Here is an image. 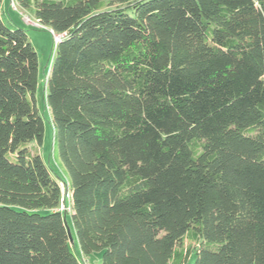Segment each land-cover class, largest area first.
<instances>
[{
    "label": "trees",
    "instance_id": "trees-1",
    "mask_svg": "<svg viewBox=\"0 0 264 264\" xmlns=\"http://www.w3.org/2000/svg\"><path fill=\"white\" fill-rule=\"evenodd\" d=\"M18 3L63 36L55 165L38 53L0 0V264H264V0Z\"/></svg>",
    "mask_w": 264,
    "mask_h": 264
},
{
    "label": "rangeland",
    "instance_id": "rangeland-1",
    "mask_svg": "<svg viewBox=\"0 0 264 264\" xmlns=\"http://www.w3.org/2000/svg\"><path fill=\"white\" fill-rule=\"evenodd\" d=\"M4 10L5 12L7 11L5 14H7L8 18H10L8 16V13H10V15L13 16L12 18L14 20L19 21L18 26L27 31L30 42L35 47L38 53L41 81L38 87L37 95L39 101L41 102L43 111L45 112L44 116L46 121L43 145L40 147V154L47 165L54 167L55 159L52 154L53 146H54V129L49 121V111L46 102L45 91H46L47 77L50 72V67L55 55V49H56L55 35L47 27L36 28L32 24H28L25 21V17H30L33 20H35V18L30 14V12L26 10L25 12L22 11L23 16L20 14L19 11H15L12 8H10V4L5 5ZM58 173L62 175V172L60 170H58ZM62 186H63V194H64L62 212H67L68 214H70L72 212V207H71L69 190L66 186L64 185ZM68 220L71 221V216H68ZM101 259H102V253L96 252L90 255L88 258L83 259V261L84 264H101Z\"/></svg>",
    "mask_w": 264,
    "mask_h": 264
},
{
    "label": "built area",
    "instance_id": "built-area-1",
    "mask_svg": "<svg viewBox=\"0 0 264 264\" xmlns=\"http://www.w3.org/2000/svg\"><path fill=\"white\" fill-rule=\"evenodd\" d=\"M10 8H12L15 11H19L20 14L23 16V12H22V9L19 6L18 0H10ZM25 21L28 24L34 25L36 28H44V26L37 19L33 20L30 17H25ZM62 37L63 36H61V35H55L56 44L60 42ZM61 210H62V208H61Z\"/></svg>",
    "mask_w": 264,
    "mask_h": 264
},
{
    "label": "crops",
    "instance_id": "crops-1",
    "mask_svg": "<svg viewBox=\"0 0 264 264\" xmlns=\"http://www.w3.org/2000/svg\"><path fill=\"white\" fill-rule=\"evenodd\" d=\"M8 4H10V0H3V9H4V6L5 5H8ZM8 9V8H7ZM22 11H24V10H22ZM4 12H5V10H4ZM7 12V11H6ZM5 12V13H6ZM25 12V11H24ZM29 12V11H28ZM33 17H34V15L32 14V13H30ZM7 15V14H6ZM8 16L10 17L9 19H11L16 25H18L19 24V21L18 20H14L12 17L13 16H11L10 15V13H8ZM35 18V17H34ZM36 19V18H35Z\"/></svg>",
    "mask_w": 264,
    "mask_h": 264
},
{
    "label": "water",
    "instance_id": "water-1",
    "mask_svg": "<svg viewBox=\"0 0 264 264\" xmlns=\"http://www.w3.org/2000/svg\"><path fill=\"white\" fill-rule=\"evenodd\" d=\"M64 221H65V224L67 226V232H68V236H69L70 242L73 244L74 243V240H73V236H72V233H71V229L68 226L66 216L64 217Z\"/></svg>",
    "mask_w": 264,
    "mask_h": 264
}]
</instances>
